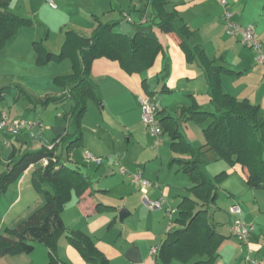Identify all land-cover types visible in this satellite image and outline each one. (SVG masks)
I'll return each instance as SVG.
<instances>
[{"label":"crops","instance_id":"crops-1","mask_svg":"<svg viewBox=\"0 0 264 264\" xmlns=\"http://www.w3.org/2000/svg\"><path fill=\"white\" fill-rule=\"evenodd\" d=\"M56 3L58 7L52 8L46 0H10L9 9L34 19L48 7L56 14H59L60 8L62 11L71 10L84 20L79 30L94 31L98 20L115 22V30L130 35L138 30H152L163 43L164 49L155 64L143 73H127L119 62L106 58L93 62L91 78L97 83L99 101H88L82 121L83 145L72 149L68 158L64 157V150L61 153L64 163L79 166L90 177L94 189L86 191L80 199L74 194L65 205L62 215L67 227L89 235L107 256L109 264H165L157 254L151 253V248H159L168 234L180 227L176 222L178 206L183 197L192 196V179L178 164H171L174 153L171 138L169 141L165 139L167 132L163 134L161 145L155 148L154 138L142 122L139 98L145 96L158 101L162 111L159 118L171 116L178 120L181 108L194 104L202 110H214L208 93L207 75L200 61L187 60L178 34L164 33L152 24L153 9L148 0H56ZM229 5L234 11V19L242 24L253 23L264 43V0H229ZM166 10L177 11L194 30L196 42L214 65L233 71L222 74L223 90L238 99H250L260 106L264 116V64L257 61L256 52L246 46L240 36L226 33L221 0H168ZM126 14L132 21L125 19ZM61 28L53 42L47 41L48 48L54 52H58L65 39V29ZM50 34L51 29L48 33L51 38ZM37 39L32 27H23L0 53L8 61L36 63L32 43ZM53 63L39 66L42 67L40 69L48 68L45 73L26 75L29 81H25L21 88L31 96V100L16 98L17 103H24L18 106H24L23 111L13 113L0 109V115L6 112L13 118L35 123L32 128L23 129L12 138L19 155L41 150L40 143L52 148L55 140L74 131L70 117L74 104L72 100L39 104V98L45 95L59 97L68 92L54 85L52 80L72 73L71 60H66L63 67V64ZM144 79L150 86L148 92H144L142 86ZM191 123L196 122L187 121L183 126ZM204 128L205 125L200 124L193 129L189 127L187 132L184 127L185 135L190 142H195L200 140L199 131L202 134ZM90 130L92 135L88 140ZM6 138V133L0 130L3 145ZM87 152L101 157L102 163L88 162ZM6 158L7 154L0 150V172L7 169L10 160ZM121 165L131 171L142 169L153 185L144 189L133 183L120 172ZM234 167L241 171L247 182L248 170L240 165ZM35 168L36 165L30 166L4 194H0V234L6 228L16 226L45 203L44 195L32 185ZM231 194L230 205L239 203L243 209L242 219L254 223L256 230L249 242H243L231 232L232 214L218 207L224 218L216 219L214 215L213 222L226 239L220 246L215 264H246L248 257L264 264V190L246 185L241 192L238 188ZM145 196L160 200L162 207L149 208L144 201ZM99 202L113 208L98 211ZM122 209L126 210V216L121 219ZM169 209L176 212L171 213ZM58 255L65 264H90L70 244L66 235L59 238ZM0 264H50L49 248L39 243L29 254L2 255ZM170 264L185 263L174 260Z\"/></svg>","mask_w":264,"mask_h":264},{"label":"trees","instance_id":"trees-1","mask_svg":"<svg viewBox=\"0 0 264 264\" xmlns=\"http://www.w3.org/2000/svg\"><path fill=\"white\" fill-rule=\"evenodd\" d=\"M148 1L153 9L152 24H156L164 33L178 34L187 60L200 61L208 78V93L215 108L202 110L194 104L182 107L178 120L171 116L159 118L164 132L171 138V150L174 153L171 164H178L192 179V196L182 198L176 219L180 227L168 234L157 255L165 264L174 260L185 264H215L220 246L226 239L218 231L209 212L210 206L216 203L218 187L200 168V157L204 151L192 145L181 129V123L193 121L204 124L207 148L215 150L220 158L231 165L246 168L248 185L264 190V116L261 115L260 106L253 104L250 99H238L223 90L222 74L233 71L213 64L196 42L194 30L177 11L166 10L168 0ZM9 4L10 0H0V50L21 28L34 24L30 17L10 11ZM115 26V22L104 23L98 20L91 36L74 29H65V39L58 52L50 50L43 41L32 43L38 66L50 62L60 63L65 59L72 62V73L54 78V82L68 92L59 97L45 95L39 98V104L72 100L74 104L70 117L74 131L55 140L52 148L43 147L21 155L12 144L7 169L0 172V194H4L30 166L36 165L32 173V185L38 193L44 195L45 203L16 226L6 228L0 234V256L29 254L37 244L42 243L49 248L50 264H65L58 255V241L66 235L86 262L109 264L107 256L98 249L89 235L79 230H70L63 219L65 205L74 194L80 199L86 191L94 189L92 180L79 166L64 163L61 150L66 149L70 153L72 149L83 145L82 121L88 109V101H99L97 83L91 78L92 64L96 59L117 61L127 73L139 74L150 69L164 49L162 41L152 30H138L130 35L115 30ZM142 86L144 92L149 91L146 79L142 81ZM9 88L8 85L0 88V101ZM26 95L31 100V96ZM45 158L49 160L47 165L42 163ZM110 208L113 207L101 202L97 204L98 211Z\"/></svg>","mask_w":264,"mask_h":264},{"label":"rangeland","instance_id":"rangeland-1","mask_svg":"<svg viewBox=\"0 0 264 264\" xmlns=\"http://www.w3.org/2000/svg\"><path fill=\"white\" fill-rule=\"evenodd\" d=\"M27 17H30L34 21V24L31 27L33 32L37 34V38H38L37 40L43 41L46 46H47V41L53 42L54 36L56 32H58L61 26H62L61 29H74L87 36H91L94 32V31L89 32L88 30L86 31L79 30L78 27H81L79 25H81L82 22H84V20L82 19V16H80V14H76L71 10L62 11L60 8L59 14H56L55 11H53L48 7V9H43V11L35 19L31 16H27ZM50 29H51V34H50L51 38L48 36ZM60 49L58 51H60ZM66 60L68 59L63 60L62 61L63 63L60 62L53 64H63L61 65L63 67L64 64H66L65 63ZM35 64L36 63L33 62L28 63V61L25 63L8 61L7 59L3 58V55L0 53V88L3 87V85H8L10 87L6 92H4L5 96L0 101V109L3 108L5 110L12 111L13 113L17 111L21 112L24 110L25 108L24 106H21V108L18 107L19 105H24V103H20V102L17 103L16 98L18 96L21 98L22 101L25 100L30 101L29 97L21 89V85L24 84L25 81H29L27 80L26 75H28V73L35 74V73H45L46 71H48V68L40 69L42 67H39L37 64L36 65ZM52 82L57 87H61L54 82V78ZM37 87L39 88V86ZM39 107H43V106H39ZM185 123L184 122L181 123L182 131L184 133H185L184 127L188 132L189 127L190 129H193L194 126L196 125L200 126V123H191L192 125L183 126ZM202 134H200L199 131L200 140H195V142H191V143L194 147L201 148L204 151L200 157V168L212 179V181L218 187L219 193L216 203L211 205L209 208L210 216L213 221L214 215L216 219L224 218L223 214L218 212L219 211L218 207H220L223 212H227V211L229 212V208L231 206L230 200L232 199L231 193H234V191H238V188H240V192H241L244 189V187L248 185V183L243 178L241 171L239 172L238 168L234 167L236 165H231L227 160L220 158L219 154L215 150L207 148V146L205 145L206 141H204L205 136H203ZM87 135H88V140H90V137L92 135L91 130L89 131V134L87 133ZM165 139L169 141L170 135L167 134L165 136ZM39 142L40 141L38 140L37 143ZM40 144L41 145L39 147L43 148L44 147L43 144L42 143ZM0 150H3V152L7 154L6 159L9 161L11 158L12 148L5 147L1 140ZM63 154L65 155L64 156L65 158L69 157V152L66 151V149L64 150ZM222 172H225V174H222Z\"/></svg>","mask_w":264,"mask_h":264},{"label":"built area","instance_id":"built-area-1","mask_svg":"<svg viewBox=\"0 0 264 264\" xmlns=\"http://www.w3.org/2000/svg\"><path fill=\"white\" fill-rule=\"evenodd\" d=\"M46 2L52 7L57 8L58 5L56 0H46ZM223 7V19L225 22V31L230 36H240L241 41L252 48L257 54V61L264 64V43L259 38L256 27L253 23L242 24L234 19V11L229 5V0H221ZM125 19L132 21L129 15H125ZM141 110H142V122L154 138V146L157 149L162 143V137L164 134L163 127L159 119V113L161 111V105L158 101L152 100L148 97L141 96L139 98ZM35 125L34 122L24 118H13L8 113L2 112L0 115V130L4 131L7 135L4 141V146L12 147V138L18 136L23 129L32 128ZM86 159L88 162H95L98 164L102 163V158L92 154L91 152L86 153ZM43 165H47L49 160L45 158L42 161ZM120 172L126 175L130 180L141 185L144 189L151 187L153 183L144 176L142 169L135 171L129 170L125 166H120ZM145 203L151 209H159L162 207V203L158 199H151L147 196L144 197ZM169 212H176L174 209H169ZM229 213L234 217L231 224V232L233 235L240 238L243 242H249L250 238L256 230L254 223H247L242 219L243 209L239 203H233L229 208ZM158 247H152L151 253L157 254ZM246 264H261L259 261L247 258Z\"/></svg>","mask_w":264,"mask_h":264},{"label":"water","instance_id":"water-1","mask_svg":"<svg viewBox=\"0 0 264 264\" xmlns=\"http://www.w3.org/2000/svg\"><path fill=\"white\" fill-rule=\"evenodd\" d=\"M125 216H126V210L122 209V210L120 211V218L122 219V218L125 217Z\"/></svg>","mask_w":264,"mask_h":264}]
</instances>
